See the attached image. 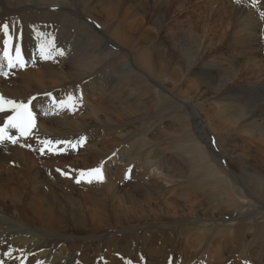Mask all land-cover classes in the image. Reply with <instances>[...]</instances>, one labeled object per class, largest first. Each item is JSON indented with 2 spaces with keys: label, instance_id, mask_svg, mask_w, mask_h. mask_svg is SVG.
<instances>
[{
  "label": "bare ground",
  "instance_id": "6f19581e",
  "mask_svg": "<svg viewBox=\"0 0 264 264\" xmlns=\"http://www.w3.org/2000/svg\"><path fill=\"white\" fill-rule=\"evenodd\" d=\"M94 1L104 3L105 0ZM114 1L116 5H112ZM110 2L109 5H91L90 0H0V96L5 101L11 100L17 104L25 105L33 114L32 126L26 133L22 134L18 128L8 127L9 118L17 116V111L14 110L13 105L4 103V111L0 112V126L3 125L2 128L6 129L7 134L16 140L15 143H0V264H92L91 262L95 258L94 254L100 252L97 251L99 250L98 247L109 234L110 229L116 230L114 231V242L105 247V255L108 256L106 258L107 264H204V258L208 260V264H213L214 253L210 248L213 239L210 241L208 238H211L213 232L216 231L213 230L214 227L196 225L201 220L208 218L206 212H203L202 217L200 216L201 213L194 207L196 204H200L206 208L212 207L220 211L221 208L218 205L226 204L228 208L238 204L242 205L240 199L233 196L230 189H227L228 192L222 194V197L215 198L211 195L201 194V189L196 185L193 186L194 183L192 182V185H185L186 188L184 184L182 185L185 191L181 189L182 192H176V189L170 186L175 183V180L172 178L169 180L168 176L162 182L153 180L149 182L147 174L151 172L153 175L151 165L135 158H130L126 164L120 166L125 167L124 170H127L126 167L128 166L129 172L133 174L139 172V168H143L144 173L139 174L141 180L131 182L132 187L141 189V196L129 193V191L126 193L125 190V193L121 194V191L112 190V188L106 191L101 189V186H97V181L94 183V191L89 190V181L87 180L89 165L85 152H80L81 156L77 161H68V157L65 159L62 153L58 154L60 151L68 152L72 146L71 141L74 142L73 139L79 140L80 137L85 138L87 135L86 119L89 115L82 108L87 106L86 102L89 99L87 92L93 85L91 77L96 76L94 83L98 90H104L108 86L103 81V72L106 67L103 60L104 28L101 30L86 22L82 17L86 15L92 18V14H95L98 16L95 19L100 17L105 23L104 20L107 18L101 17L102 10L98 7L109 6L103 13L110 14L112 6L115 10L122 6L121 0H110ZM155 5H159V7H155ZM166 5H168L167 2L162 3L159 0H153L150 3L143 0L141 5H137L139 9L124 11L123 17L128 19L130 30H140L147 33L146 35H138V37L147 36L152 46L154 39H158L159 32L155 33L149 28L147 29L143 19L152 18L160 27L165 22L160 19L167 15L168 7ZM140 13L143 14L142 17L139 15ZM3 25H8L10 32H6ZM79 27H84L82 28L84 31H80ZM80 37L84 38V42ZM90 37H99L102 40L91 42ZM121 40L125 41L124 39ZM90 44L94 48H91ZM161 44L164 45L163 41ZM172 46L178 54L174 53L175 61L179 62L182 67L193 64L200 71L209 70L202 56L201 45L196 46V49L190 48L187 44L185 45L183 38L179 42H172ZM157 49L160 53H156L155 56L159 57L162 47L157 46ZM60 50H63L62 55ZM110 50L112 51L111 48ZM147 57L150 60V56ZM151 58L149 62L154 63L152 55ZM91 60L96 63L92 65ZM9 61L16 66L10 67ZM157 65L161 67L160 60H157L156 68L161 69ZM177 69V77L179 78L183 68L177 67ZM182 76L184 79L187 77L185 74ZM202 76L204 75L202 74ZM136 78H140L139 74L136 75ZM189 85H192V91L199 88L197 95L198 92H201L200 95L205 92L201 90L200 81L187 84L186 87ZM223 89L225 88L222 87L218 92L216 91L217 94ZM175 92L177 93V90ZM178 96L185 97L186 93L181 92ZM127 97L130 98L132 95ZM231 107L234 108V105ZM121 109V115L129 112L125 107ZM96 110L104 111L105 109L103 106H99ZM245 116L249 115L245 114ZM49 141L51 143H48ZM57 141L64 143H56ZM55 144L61 147L60 151H58L59 148L55 150L53 147ZM79 144L78 142L77 145ZM45 147L46 153L43 156L39 155L37 159L29 151L34 153L35 150H38L40 152ZM10 161L13 163L7 164ZM109 168L112 167L109 166ZM60 169L67 172L65 174L69 178L67 180L69 192L64 190L62 193H57L59 189L55 180L56 174L61 173ZM251 172L247 175L256 174V171H253V174ZM167 173L170 174V170ZM47 175H50L51 180L55 183L47 179L46 182L49 184L47 185L46 182L42 184L40 178ZM250 179L252 180V177ZM251 180L248 182L250 183ZM183 191L187 192L183 193ZM219 191L222 192V190ZM97 193L100 195L94 197ZM166 193H170V196L165 197L164 194ZM236 193L240 197L245 196L244 192L239 189L236 190ZM258 194L264 198V191L261 188L258 189ZM259 201L264 204V199H259ZM90 203H103L107 206L110 211L116 214L114 216L117 225L109 219L107 212L105 214L100 213L97 219L101 218V221L96 218L93 220V217H90L93 221L86 220L85 211H88V206H91ZM166 203L168 209L165 207ZM105 209L106 207L103 210ZM260 209H264V206H261ZM89 210L92 209L89 208ZM191 218H194L195 221H191ZM236 218H239L238 224L229 226L227 229H231L235 233L239 244H244L248 229L245 220L241 219L245 217ZM231 219L235 218L232 217ZM31 229L41 233L42 240H36L37 238L34 239V237L29 238L27 233ZM171 229L172 231L173 229L184 231L174 238ZM45 232L61 237L62 246L56 249L58 246L54 244L55 246L51 247V243L48 244V242L52 240L47 241L50 236L44 237ZM137 236H140L141 239L135 247L122 248L124 242H128ZM241 252L243 251L241 250ZM247 254L248 251L243 252V256ZM259 254L260 257L264 256V250L261 253L259 251ZM201 258L203 263L200 261ZM95 263L101 264L100 259L96 260Z\"/></svg>",
  "mask_w": 264,
  "mask_h": 264
},
{
  "label": "rangeland",
  "instance_id": "374dc122",
  "mask_svg": "<svg viewBox=\"0 0 264 264\" xmlns=\"http://www.w3.org/2000/svg\"><path fill=\"white\" fill-rule=\"evenodd\" d=\"M142 1L121 0L122 6L118 10L112 6L110 14L103 13L109 6H99L98 9L102 10L101 17L107 18L104 20L105 23L100 17L97 18L98 20L95 19L98 16L92 12H90L92 18L83 15L82 18L86 22L101 30L104 28L103 60L107 68L105 67L103 72V81L108 86L104 90H98L94 83L96 76L91 77L93 85L87 92L89 98L86 102L87 106L82 108L89 115L86 119L88 127L86 137H80L79 140L73 139L74 142L71 141L72 146L66 153L60 151L61 147L58 144L53 147L55 150L59 148L58 154L62 153L65 159L68 157V161H77L81 156L80 152L84 151L88 159V170L101 169V172L94 173L95 175L87 171V180H91L89 190L93 191L94 183L97 181V186H101V189L106 191L112 188V190L121 191V194L129 191V193L141 196V189L132 187L131 182L141 180L139 174L144 173L143 168H139V172L142 169L140 173L137 171L133 174L129 172L128 166L127 170L120 166L126 164L130 158L151 165L153 175L151 172L147 174L149 182L151 180L162 182L168 177L169 180L171 178L175 180V183L170 186L174 187L176 192H182L181 189L184 190L183 187L189 186L191 182L194 183L193 186L196 185L201 189V194L211 195L215 198L222 197V194H226L227 189H230L232 195L240 199L242 205L237 203L238 205L230 208L226 204L218 205L221 208L220 211L212 207L206 208L200 204H196L194 207L202 217L203 212H206L208 218L206 220L203 218L204 220L196 225L214 227L213 230L216 231L213 232L211 238H208L210 241L213 239L210 247L214 253L213 264H264V256L260 257L259 254V251L261 253L264 250V209H260L264 204H261L259 199L263 200L264 198L258 194L259 188L264 191V15H262L264 14V0H159L162 3H168L166 5L168 7L167 15L160 19L165 21L164 24L159 27L152 18L143 19L147 29L149 28L155 33L159 32L158 39H154L152 46L147 36L142 37L143 40L141 36L138 37V35L147 33L130 30L128 19L123 17L124 11L139 9L137 5H141ZM146 1L150 3L153 0ZM110 3V0H105L104 3L90 0L91 5H109ZM112 5H116L115 1ZM155 7H159V5H155ZM148 12L150 13L149 9ZM139 15L143 16L142 13ZM82 28L84 27H79V30L84 31ZM80 38L83 41L84 38ZM183 38L185 45L187 44L190 48L196 49V46L201 45L202 56L209 70L200 71L193 64L182 67L179 62L175 61L174 53L177 54V51L174 50L172 42H179ZM100 39L99 37H90L91 42L101 41L102 39ZM121 39L125 41L123 42ZM161 41L164 45L161 44ZM157 46L162 47L159 57L155 56L156 53H160ZM91 48L94 46L91 45ZM150 54L154 59L153 64L149 62L152 59ZM147 56H150V60ZM157 60L161 61V67L157 65L161 69L156 68ZM90 63L93 65L96 62L91 60ZM177 67L183 68L179 78L177 77ZM137 74L140 78H136ZM183 74L190 78L185 77L186 79H184ZM202 74L207 76L204 77ZM198 81L202 84L201 90L205 91L202 95H200L201 92H198L197 95L199 88L192 91V85L186 87L187 84ZM184 87L186 88L184 89ZM212 87L218 88L212 89ZM222 87L226 90L223 89L217 94ZM212 91L215 92L212 93ZM181 92L186 93V96L179 97L178 94ZM130 95L132 97H127ZM233 105L235 109L231 107ZM99 106H103L105 110L97 111ZM122 107L127 108L129 112L121 115ZM244 112L249 116H245ZM78 142L79 145H77ZM21 145L23 146V144ZM46 147L40 152L38 150H35L34 153L29 151L37 159L39 155L43 156L46 153ZM9 163L13 162H7V164ZM130 164L135 165L134 163ZM166 169L170 170V174ZM250 171L252 174L253 171H256V174L248 176ZM60 172L56 174L55 180L59 189L57 193H62L64 190L69 192L67 172L63 169H60ZM50 177V175L42 176L40 182L43 184L48 179L55 183ZM250 180V183L253 182L251 185L248 182ZM183 184L184 186H182ZM71 186L73 187L72 184ZM176 186L179 187L176 188ZM44 189L46 190L45 186ZM237 189L244 192L245 196H238ZM219 190H222L223 193ZM184 191L183 193L187 192ZM169 194L164 195L169 197ZM99 195L100 193H97L94 197ZM88 207L92 209L88 208L90 213L85 211L86 220L89 222L97 219L101 212L104 214L107 212L109 219L117 225L114 216L116 214L103 203H92ZM105 207L106 209L103 210ZM165 207L168 209L167 203ZM241 216L245 217L241 220H245L248 229L244 244H239L235 233L231 229H227L229 226L237 225L239 218L236 217ZM90 217H93V220ZM232 217L235 219H231ZM100 219L97 220L101 221ZM191 219V221H195L194 218ZM110 230L103 239V244L98 243L100 245L97 251L100 252L99 255L97 252L94 254L95 258H93L92 264H96L95 261L99 259L101 264H107L108 256L105 255V247L114 242L116 229H112L111 232ZM183 231L174 229L172 231L171 229L174 238L178 237L179 233L182 234ZM46 232L44 237L50 236L47 237V241L52 240L48 242V244L51 243V247H54V244L58 246L56 249L62 246L61 237ZM27 236L42 240L41 233L32 229L29 230ZM140 239V236L130 239L128 240L129 244L124 242L122 248L135 247ZM240 249L243 252L248 251V254L243 256ZM200 261L203 263L202 258ZM204 261V264H208V260L204 258Z\"/></svg>",
  "mask_w": 264,
  "mask_h": 264
},
{
  "label": "snow or ice",
  "instance_id": "6c2138e0",
  "mask_svg": "<svg viewBox=\"0 0 264 264\" xmlns=\"http://www.w3.org/2000/svg\"><path fill=\"white\" fill-rule=\"evenodd\" d=\"M264 15V14H262ZM3 28L6 32H10L8 25H3ZM60 54H63V50H60ZM17 55H19L17 53ZM10 67H15L16 65L13 64L11 61H9ZM4 103H8L10 105H13L14 110L17 111V116L10 117L8 121V127L9 128H18L22 134L26 133L33 123V114L31 111H29L25 105L23 104H17L15 101H5L2 96H0V112L4 111ZM63 103V102H62ZM3 142H12L15 143L16 140L14 137L8 136L5 128H0V143ZM48 143H51L50 141ZM56 143H64L62 141H57ZM89 173H95L99 174L101 172L100 168L90 169L88 170ZM83 175V173H82ZM79 183V181H77ZM89 183H91V180H89Z\"/></svg>",
  "mask_w": 264,
  "mask_h": 264
}]
</instances>
